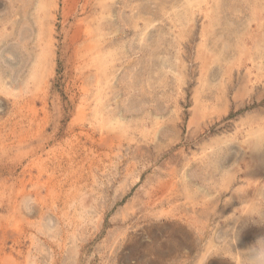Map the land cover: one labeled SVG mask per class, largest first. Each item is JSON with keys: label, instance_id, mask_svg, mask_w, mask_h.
Wrapping results in <instances>:
<instances>
[{"label": "rangeland", "instance_id": "1", "mask_svg": "<svg viewBox=\"0 0 264 264\" xmlns=\"http://www.w3.org/2000/svg\"><path fill=\"white\" fill-rule=\"evenodd\" d=\"M0 72V264H264V0H0Z\"/></svg>", "mask_w": 264, "mask_h": 264}, {"label": "bare ground", "instance_id": "2", "mask_svg": "<svg viewBox=\"0 0 264 264\" xmlns=\"http://www.w3.org/2000/svg\"><path fill=\"white\" fill-rule=\"evenodd\" d=\"M66 6V5H65ZM45 7V6H44ZM96 26V25H95ZM41 27V26H40ZM76 31V30H75ZM80 31L82 32V30L80 29ZM91 30H86V32L84 31L83 33H87V35L88 34H90L91 35ZM74 33H76V32H74ZM80 34V33H79ZM46 35V34H45ZM86 35V34H85ZM92 36V35H91ZM49 37H51L50 35H49ZM39 38V37H38ZM86 39H87V37H86ZM83 40H85V39H83ZM45 43H46V41H45ZM44 43V44H45ZM84 45H86V44H84ZM45 46V45H44ZM86 46H88V45H86ZM92 46V45H91ZM49 47H50V45H49ZM82 47V46H81ZM85 47V46H84ZM85 48H87V47H85ZM77 49V48H76ZM88 50V49H87ZM77 52H79L78 53V55L80 54V50H78ZM84 52V51H83ZM82 53V52H81ZM85 53V52H84ZM49 52L47 51V47H45V49H44V51H43V53H41L40 55H38V57H37V62H36V67H35V69H34V71H32L31 72V79L32 80H36L37 78L38 79H40V78H46L47 79V76H48V74H50L49 73ZM77 55V54H76ZM87 57V56H86ZM80 59L81 60H84L83 58H81L80 57ZM35 61V60H34ZM93 63V62H92ZM91 66V65H90ZM2 70V69H1ZM30 74V73H29ZM5 77H4V74H2V72H0V82H2L3 81V79H4ZM29 81H30V79H29ZM24 83H26V82H24ZM29 83V82H28ZM28 83H26V84H24L23 86L25 87V88H27L28 86H27V84ZM19 84H23V82H20ZM29 85V84H28ZM98 85V84H97ZM23 88V87H22ZM21 88V89H22ZM23 92H25L24 90H23ZM98 93V92H97ZM21 94V93H20ZM26 94V93H25ZM28 94V93H27ZM32 96V95H31ZM20 97V96H19ZM32 98L33 99H35V101H36V99H37V95H33L32 96ZM98 98V97H97ZM99 99V98H98ZM102 99V98H101ZM100 99V100H101ZM15 101V100H14ZM27 99L26 100H23V98L21 99V100H18L17 99V101H15V103H14V107H17L18 108V110H16V112L14 113V116L15 117H13L12 119V121H9V123L8 122H6V121H8V120H4L5 121V123H3V125H0V146H1V144H4V142H5V140H10L11 138L12 139H18L19 138V142L22 144L24 141H23V138H21L20 136L21 135H23V133L25 132V130H26V127H25V125H26V122H31V123H29V124H32V121H33V118L35 117L34 115L35 114H37V111H36V104L34 103H32V101H31V99L30 100H28L27 102ZM30 101V102H29ZM98 103L100 104L101 102H99V100H98ZM97 103V104H98ZM25 104H27V105H25ZM98 104V105H99ZM8 105V104H7ZM13 105V104H12ZM102 105V104H101ZM26 106H28V112L26 111V110H24L25 109V107ZM100 107V106H99ZM3 108V107H2ZM46 108V107H45ZM102 110L103 109H101L99 112H97V111H95L94 112V114L97 116H95L96 118H95V120H97V118H98V115L99 114H101V112H102ZM4 111V110H3ZM24 111V112H23ZM30 112L32 113V114H30ZM99 113V114H98ZM105 113V112H104ZM106 114V113H105ZM34 116V117H33ZM45 116H47V115H45ZM1 117V116H0ZM102 118H104V119H106L107 117H103L102 116ZM45 119V118H44ZM85 119V118H84ZM49 120V119H48ZM103 120V119H102ZM109 120V119H108ZM113 120H118V119H113ZM47 121V120H46ZM105 121V120H104ZM84 122V121H83ZM27 123V124H28ZM117 123V122H116ZM115 123V124H116ZM94 124V123H93ZM103 124H105L104 122H103ZM47 125V124H46ZM100 125V124H99ZM112 125V124H111ZM27 126V125H26ZM29 126V125H28ZM94 126V125H93ZM29 127H31V125L29 126ZM95 127V126H94ZM99 128V126H96V128ZM100 128H101V130H102V127H101V125H100ZM99 128V129H100ZM42 129V128H41ZM80 129L81 130H79L80 132H78L77 134H79V135H82V134H86V135H88V137H94L95 135L94 134H91L90 132H89V130H87L88 131V133H87V131H86V128L84 127V126H81L80 127ZM91 129H93V128H91ZM93 131H95L94 129H93ZM37 132V131H36ZM76 134V135H77ZM76 135H74V136H76ZM26 137V136H25ZM24 137V138H25ZM101 137V136H100ZM35 138V137H34ZM53 138H55V135H54V137H52V138H48V142H49V140L50 139H53ZM80 138V137H79ZM102 138H104V136L102 137ZM102 138L100 139V140H102ZM12 139L10 140V141H12ZM76 139V138H75ZM8 140V141H9ZM68 140V141H67ZM66 141V143L67 144H73V139H67ZM104 140V139H103ZM102 140V141H103ZM9 141V142H10ZM78 141V140H77ZM102 141H101V144H102ZM15 142V141H14ZM69 142V143H68ZM92 142V141H91ZM11 143V142H10ZM13 143V142H12ZM71 144V145H72ZM13 145V144H12ZM15 145V144H14ZM4 146V145H3ZM66 146V145H65ZM70 146V145H69ZM61 147V146H60ZM74 147V146H73ZM104 147V146H103ZM109 147V146H108ZM108 147H106V148H108ZM120 147V146H119ZM37 148H40V149H43L44 148V145H41L40 147H37ZM35 149V148H33L31 151H28L26 154H24L22 157H21V160H20V162H22L25 158H29V157H32V156H34V155H36V154H38V149ZM69 148V147H68ZM72 148V147H71ZM70 148V149H71ZM120 149V148H119ZM61 150V149H60ZM59 150V151H60ZM54 151V150H53ZM62 151H64V150H62ZM66 151V150H65ZM77 150H75L74 152L73 151H71V152H69L67 155H66V158L64 159V158H62L61 156L60 157H57L56 155H54V156H56V157H54L53 158V160H52V162H53V166H51L49 169L47 168V171H49V173H50V175L52 174L53 176L54 175H57L58 173H69L70 172V170L72 171V169H73V164L76 162V156L77 155H75L74 153L76 152ZM55 152V151H54ZM67 152V151H66ZM66 152H64V153H66ZM78 152V151H77ZM95 152V151H94ZM71 153H73V154H71ZM81 152H79L78 154H80ZM88 153V152H87ZM44 154V153H43ZM56 154H58V153H56ZM93 154V153H92ZM112 154V153H111ZM121 154V153H120ZM45 155V154H44ZM48 155H49V153H48ZM51 155H53V153L51 154ZM64 155V154H63ZM59 156V155H58ZM79 156V155H78ZM77 156V157H78ZM80 156H81V154H80ZM45 157V156H44ZM49 157V156H48ZM42 158V157H41ZM46 158V157H45ZM39 159H40V157H39ZM38 159V160H39ZM94 159V158H93ZM37 160V161H38ZM44 160H46V159H44ZM64 160H65V162L67 161V163L65 164L64 163ZM36 161V160H35ZM79 161V160H78ZM34 162V161H33ZM38 162H41V161H38ZM42 163H44V162H42ZM76 163H78V162H76ZM29 164H32V162L31 163H29ZM29 164H27V165H29ZM34 164H35V162H34ZM65 164V165H64ZM85 164V163H84ZM37 165H38V163H37ZM40 165H42V164H40ZM2 166V165H1ZM5 166V165H4ZM13 166H14V164H13ZM32 166V165H31ZM44 166V165H43ZM46 166H47V164H46ZM46 166H44V167H46ZM49 166V165H48ZM29 167V166H28ZM33 167H35V165L33 166ZM43 167V168H44ZM4 168V167H3ZM6 168V167H5ZM9 168V167H8ZM8 168H6V169H8ZM12 168V167H11ZM35 168H37V167H35ZM39 168V167H38ZM41 168L42 167H40L39 169L41 170ZM42 168V169H43ZM79 168V167H78ZM25 169V168H24ZM32 169V168H31ZM74 169H76V168H74ZM8 170H11V169H8ZM39 170V171H40ZM44 170V172H46L45 171V168L43 169ZM42 170V171H43ZM78 170V169H77ZM22 171H24V170H22ZM29 171H32V170H29ZM37 171V170H36ZM38 171V173H40V175H41V172H39ZM5 172V171H4ZM10 172V174H12V172H14V171H9ZM27 172V171H26ZM43 172V173H44ZM7 173V172H6ZM29 173V172H28ZM27 173V174H28ZM37 173V172H36ZM35 173V174H36ZM43 173H42V175H43ZM73 173V172H72ZM71 173V174H72ZM80 173V172H79ZM103 173V172H102ZM252 173H253V171H252ZM30 175H31V172L29 173ZM71 174H68V176L70 177V175ZM101 174V173H100ZM247 174V173H246ZM21 175V174H20ZM25 175V174H24ZM33 175V174H32ZM47 175H49L48 173H47ZM65 175V174H64ZM252 175H255V174H252ZM252 175H250V176H252ZM38 176V175H37ZM45 176V175H44ZM66 176V175H65ZM248 176V175H247ZM28 177V176H27ZM32 177V176H31ZM42 177V176H41ZM51 177V176H50ZM56 177V176H55ZM62 177V176H61ZM64 177V176H63ZM72 177V176H71ZM253 177H255V176H253ZM26 178V177H25ZM52 178H54V177H52ZM257 178V177H256ZM23 179H24V176H23ZM30 179V178H29ZM32 179V178H31ZM38 178H36V180H37ZM40 179V178H39ZM42 179V178H41ZM48 179L50 180V178L48 177ZM58 179V178H57ZM65 179V178H64ZM71 178H69V180H70ZM26 180V179H25ZM43 180V179H42ZM48 180V181H49ZM62 180V179H61ZM253 180H254V178H253ZM252 180V181H253ZM22 181V180H21ZM27 181H28V178H27ZM27 181H26V183H27ZM30 181V180H29ZM29 181H28V183H29ZM50 181H52V180H50ZM50 181H49V183H50ZM54 181V180H53ZM24 182V181H23ZM32 182V181H31ZM37 181H35V182H32V183H36ZM55 182L57 183V181L55 180ZM54 182V183H55ZM65 183H66V180L64 181ZM39 183V182H38ZM37 183V184H38ZM43 183V182H42ZM41 183V184H42ZM46 184V183H45ZM59 185H60V183H58ZM58 184H55V185H58ZM38 186V185H37ZM42 187H44V185L42 184L41 185ZM61 186H63V184H61ZM57 187V186H56ZM59 187V186H58ZM71 187V186H70ZM33 188V187H32ZM39 188V187H38ZM48 188H50V187H48ZM67 188V187H66ZM31 189V188H30ZM63 189V188H62ZM54 190V189H53ZM61 190V189H60ZM71 190V189H70ZM38 192V191H37ZM51 192H52V190H51ZM73 192V191H72ZM97 192V191H96ZM27 193V192H26ZM48 193H49V190H48ZM37 194V193H36ZM39 194V193H38ZM42 194V193H41ZM55 194V193H54ZM1 195V194H0ZM68 195H70V194H68ZM83 195H85V194H83ZM83 195H81L82 197H83ZM72 196V195H71ZM80 196V197H81ZM86 196V195H85ZM25 197V196H24ZM40 197V196H39ZM86 197H88V195L86 196ZM34 198V197H33ZM66 198H67V196H66ZM74 198V197H73ZM72 198V199H73ZM85 199V198H84ZM83 199V200H84ZM88 199V198H87ZM43 200V199H42ZM75 200V199H74ZM82 200V201H83ZM89 200V199H88ZM33 201H34V199H33ZM73 201V200H72ZM81 201V200H80ZM90 202H91V200H89ZM47 202V201H46ZM53 202V201H52ZM78 202V201H77ZM37 203V202H36ZM43 203V205H45L44 203L45 202H42ZM42 203H40V204H42ZM82 204V203H81ZM84 204V203H83ZM47 205V204H46ZM54 205V204H53ZM69 205V204H68ZM92 206H93V204H91ZM36 206V205H35ZM89 206V205H88ZM29 207V206H28ZM37 207V206H36ZM36 207H34V208H36ZM33 208V209H34ZM51 208H52V206H51ZM50 208V209H51ZM69 208V207H68ZM79 208V207H78ZM81 208H83V207H81ZM47 207H46V211H47ZM84 209V208H83ZM89 209V208H88ZM98 209V208H97ZM40 210V212L42 211L41 209H39ZM74 210V209H73ZM52 211V210H51ZM80 211V210H79ZM26 212V211H25ZM24 212V213H25ZM34 212V211H33ZM40 212H37V213H39L40 214ZM54 212V211H53ZM83 212V211H82ZM36 213V214H37ZM46 213V212H45ZM44 213V214H45ZM56 213V212H55ZM74 213V212H73ZM76 213V212H75ZM98 213V212H97ZM27 214V213H26ZM25 214V215H26ZM33 214V213H32ZM35 214V215H36ZM56 214H58V212L56 213ZM27 215H29V214H27ZM41 215V214H40ZM54 215V214H53ZM97 215V214H96ZM101 215V214H100ZM30 216V215H29ZM25 217V216H24ZM37 218H39V220L41 221V222H39L38 224H40V223H42V217L40 218V216L38 217L37 216ZM58 218V217H57ZM99 217H98V215H97V219H98ZM59 219V218H58ZM91 219V218H90ZM100 219V218H99ZM33 220V219H32ZM35 220H36V218H35ZM83 220H85V219H83ZM96 220V219H95ZM19 221V220H18ZM29 221V220H28ZM31 221V220H30ZM30 221L28 222V223H30ZM64 221V220H63ZM70 221V220H69ZM87 221V220H86ZM32 223H34V222H32ZM31 223V224H32ZM69 225V224H68ZM21 226V225H20ZM39 226V225H38ZM97 226V225H96ZM2 227H3V225H2ZM19 227V226H18ZM45 227V226H44ZM28 228V227H27ZM34 228V227H33ZM32 228V229H33ZM35 228H37V227H35ZM84 228V227H83ZM3 229V228H2ZM6 229H7V227H6ZM9 229V228H8ZM7 229V230H8ZM31 229V228H30ZM31 229V230H32ZM46 229H47V227H46ZM45 229V230H46ZM69 229V228H68ZM67 229V230H68ZM34 230V229H33ZM63 230V229H62ZM145 230V229H144ZM28 231V230H27ZM35 231V230H34ZM76 231V230H75ZM150 231H152V230H150ZM29 232V231H28ZM32 232V231H31ZM67 232H69V230L68 231H66V233ZM136 232V231H135ZM137 232H139V231H137ZM144 232V231H143ZM146 233H147V231H145ZM4 233V232H3ZM3 233H1V235H3ZM22 233H23V231H22ZM26 233V232H25ZM30 233V232H29ZM48 233V232H47ZM72 233V232H71ZM70 233V234H71ZM126 233V232H125ZM141 233V232H140ZM13 234H14V232H13ZM28 234V233H27ZM34 234V233H33ZM43 234V233H42ZM64 234V233H63ZM73 234H76L75 232H73ZM131 234V233H130ZM151 234H153V233H151ZM7 235V234H6ZM30 234H28L27 236H29ZM66 234H64V236H65ZM68 235H69V233H68ZM72 235V234H71ZM70 235V237L72 238V236ZM134 235V234H133ZM132 235V236H133ZM137 235V234H136ZM145 235V234H144ZM143 235V236H144ZM17 236V235H16ZM33 235H31V237H32ZM58 236H60V235H58ZM142 236V235H141ZM3 237V236H2ZM2 237H0V238H2ZM10 237V236H9ZM30 237V236H29ZM38 237H40V236H38ZM63 237V236H62ZM193 237V236H192ZM6 238V237H5ZM8 238V237H7ZM18 238V237H17ZM36 238V237H35ZM41 238V237H40ZM56 238V237H55ZM55 238H53V239H55ZM73 238H75V236L73 237ZM87 238H88V236H87ZM128 238V237H127ZM64 239V238H63ZM62 239V240H63ZM135 239V238H134ZM15 240V239H14ZM33 240V239H32ZM136 240V239H135ZM58 241V240H57ZM64 241H66V240H64ZM72 241V240H71ZM76 241V240H75ZM30 242V241H29ZM41 242V241H40ZM58 242H60V240L58 241ZM23 243V242H22ZM34 243V242H33ZM49 243V242H48ZM64 243V242H63ZM74 243V242H73ZM77 243V242H76ZM129 243V242H128ZM13 244V243H12ZM44 244V243H43ZM54 244V243H53ZM57 244V243H56ZM58 244H61V243H58ZM78 244V243H77ZM76 244V245H77ZM131 244V243H130ZM31 245V244H30ZM33 245V244H32ZM46 245V244H45ZM63 245V244H62ZM72 245V244H71ZM137 245V244H136ZM14 246H15V244H14ZM35 246V245H34ZM43 246V245H42ZM53 246V245H52ZM60 246V245H59ZM73 246V245H72ZM127 246V245H126ZM132 246V245H131ZM135 246V245H134ZM138 247H139V245H137ZM144 246V245H143ZM146 246V245H145ZM159 246V245H158ZM157 246V247H158ZM181 246V245H180ZM16 247V246H15ZM130 247V246H129ZM162 247V246H161ZM168 247V246H167ZM176 247V246H175ZM3 248V247H2ZM10 248V247H9ZM61 248V247H60ZM74 248V247H73ZM83 248V247H82ZM131 249L132 248H134L133 246L132 247H130ZM152 248V247H151ZM166 248V247H165ZM36 249V248H35ZM48 249V248H47ZM79 249V248H78ZM85 249V248H84ZM136 249V248H135ZM143 249V248H142ZM149 249H150V247H149ZM167 249V248H166ZM5 250V249H4ZM64 250V249H63ZM72 251H74V255L76 254H78V251H77V246H75V248L74 249H71ZM70 250V251H71ZM137 250V249H136ZM156 250H157V248H156ZM159 250V249H158ZM29 251H30V249H29ZM40 251V250H39ZM66 251V250H65ZM140 250H138V252H139ZM142 251V250H141ZM144 251V250H143ZM147 251H148V249H147ZM151 251V250H150ZM160 251V250H159ZM51 252V251H50ZM87 252V251H86ZM137 252V253H138ZM152 252V251H151ZM45 253H46V251H45ZM53 253V252H52ZM57 253H58V251H57ZM134 253V251L132 252V254ZM143 253H145V252H143ZM169 253V252H168ZM38 254V253H37ZM59 254V253H58ZM58 254L56 255V256H58ZM123 254V253H122ZM131 254V255H132ZM26 255V254H25ZM36 255V254H35ZM39 255V254H38ZM53 255H55V253L53 254ZM60 255H61V253H60ZM121 255V254H120ZM135 255V254H134ZM142 255V254H141ZM146 255V254H145ZM27 256V255H26ZM30 256V255H29ZM34 256V255H33ZM62 256V255H61ZM71 256H72V254H71ZM83 256H84V254H83ZM123 256H125L124 254H123ZM7 257V256H6ZM50 257V256H49ZM75 257H77V256H75ZM75 257H74V259H75ZM117 257V256H116ZM120 257V256H119ZM127 257V256H126ZM121 258V257H120ZM159 258V257H158ZM35 259V258H34ZM53 259V258H52ZM61 259V258H60ZM77 259H79V258H76V260ZM122 259H124V257H122ZM12 260V259H11ZM50 260H51V258H50ZM125 260V259H124ZM2 261H3V259H2ZM7 261V260H6ZM38 261V260H37ZM52 261V260H51ZM68 261V260H67ZM120 261V260H119ZM30 263H34V262H30ZM51 263V262H50ZM81 264V263H80ZM124 264H127L126 262L124 263ZM129 264V263H128Z\"/></svg>", "mask_w": 264, "mask_h": 264}]
</instances>
